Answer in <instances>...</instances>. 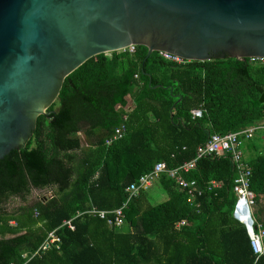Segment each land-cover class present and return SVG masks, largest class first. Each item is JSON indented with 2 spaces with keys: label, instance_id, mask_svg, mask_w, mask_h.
I'll return each mask as SVG.
<instances>
[{
  "label": "trees",
  "instance_id": "trees-1",
  "mask_svg": "<svg viewBox=\"0 0 264 264\" xmlns=\"http://www.w3.org/2000/svg\"><path fill=\"white\" fill-rule=\"evenodd\" d=\"M147 55L148 47L137 45L134 52L87 60L66 77L26 146L0 160V264H22L23 254L38 250L58 227L60 248L52 246L28 264H264L247 229L232 217L237 170L229 156L203 157L184 173L201 187L212 179L223 182L195 206L164 173L157 180L168 198L152 204L141 191L124 208L122 227L93 214L75 219V229L63 225L78 211L121 207L132 182L159 161L174 168L194 159L212 133L264 123L263 63L226 57L178 64L158 51ZM195 108L201 117L193 118ZM123 123L125 135L106 143ZM83 132L92 142L86 149ZM243 148L256 204L264 211V128L244 139ZM45 187L54 188L52 196L12 212L3 208L10 196L25 198L32 188ZM183 219L187 223L178 228Z\"/></svg>",
  "mask_w": 264,
  "mask_h": 264
},
{
  "label": "water",
  "instance_id": "water-1",
  "mask_svg": "<svg viewBox=\"0 0 264 264\" xmlns=\"http://www.w3.org/2000/svg\"><path fill=\"white\" fill-rule=\"evenodd\" d=\"M131 44L200 61L264 56V0H0V160L26 146L69 74Z\"/></svg>",
  "mask_w": 264,
  "mask_h": 264
},
{
  "label": "built area",
  "instance_id": "built-area-1",
  "mask_svg": "<svg viewBox=\"0 0 264 264\" xmlns=\"http://www.w3.org/2000/svg\"><path fill=\"white\" fill-rule=\"evenodd\" d=\"M137 45L131 44L117 51L134 52ZM165 59L174 61L178 64H184L190 59H185L177 54L169 51H158ZM111 53V52H109ZM253 62L264 64V56L249 57ZM193 118L201 117L203 115L202 109L195 108L192 110ZM127 119V116L124 117ZM258 128H264V123L257 126H251L243 131H229L226 133L214 132L210 137L197 147L196 157L184 164L170 168L165 161H159L155 167L148 173L142 174L137 181H134L127 187L129 197L127 201L119 208L114 210L98 209L92 207L85 211H78L75 216L70 219H65L63 225H67L71 229H75L74 220L84 214L99 215L101 218L107 220V224L111 227H122L124 225V208L128 205L131 198L145 191L149 186L154 184L162 174L167 173L169 177L177 180L181 189L185 191L188 196V201L192 206L198 202V197L202 196L206 191L212 192L223 186V182L217 179H212L201 187L196 179H187L184 173L189 172L197 167V162L203 157L214 156H229L235 165L237 175L234 179V191L236 193V201L232 209V217L240 225L244 226L249 234L251 245L254 253L259 258L264 255V221H258L254 217L253 206L256 204V193L252 189V167L246 158V152L243 148L244 139L251 138L255 135ZM127 131L126 124L123 123L118 126L113 135L106 140V143H112L114 140L122 138ZM199 206V203L197 204ZM39 212L36 211V215ZM12 223H15L12 221ZM187 223L186 219L179 221L176 226L182 227ZM58 228L50 231L44 243L34 253H24L23 258L28 262L37 254L43 253L46 249L56 246H61V236L58 234ZM15 264V263H10Z\"/></svg>",
  "mask_w": 264,
  "mask_h": 264
},
{
  "label": "rangeland",
  "instance_id": "rangeland-1",
  "mask_svg": "<svg viewBox=\"0 0 264 264\" xmlns=\"http://www.w3.org/2000/svg\"><path fill=\"white\" fill-rule=\"evenodd\" d=\"M81 137V145L82 149H86L91 145V141L89 138L86 136V134L80 133ZM54 193V188L53 187H45V188H32L31 192L24 198L22 196H10L7 200L4 201L3 203V208L8 211H15L22 205H32L36 201L44 198V197H50ZM145 193L149 196V202L152 204L159 203L162 201H165L168 198V193L166 190L163 189V187L160 185L158 180L154 181V184L149 186L146 190ZM262 201V205H263ZM254 210V217L262 221L264 220V211L260 210V205L255 204L253 206ZM9 236V235H8Z\"/></svg>",
  "mask_w": 264,
  "mask_h": 264
}]
</instances>
